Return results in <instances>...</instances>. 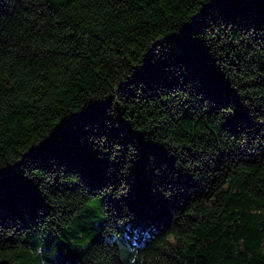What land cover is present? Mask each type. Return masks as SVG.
I'll use <instances>...</instances> for the list:
<instances>
[{"label": "trees", "instance_id": "1", "mask_svg": "<svg viewBox=\"0 0 264 264\" xmlns=\"http://www.w3.org/2000/svg\"><path fill=\"white\" fill-rule=\"evenodd\" d=\"M0 264H264V0H0Z\"/></svg>", "mask_w": 264, "mask_h": 264}, {"label": "clouds", "instance_id": "2", "mask_svg": "<svg viewBox=\"0 0 264 264\" xmlns=\"http://www.w3.org/2000/svg\"><path fill=\"white\" fill-rule=\"evenodd\" d=\"M169 241H170L171 243H175V239H174L173 237H169Z\"/></svg>", "mask_w": 264, "mask_h": 264}]
</instances>
